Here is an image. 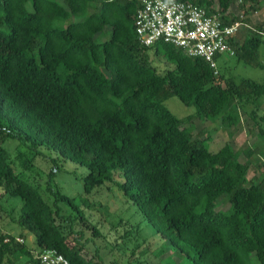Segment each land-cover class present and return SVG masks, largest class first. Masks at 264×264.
I'll list each match as a JSON object with an SVG mask.
<instances>
[{"label": "trees", "instance_id": "16d2710c", "mask_svg": "<svg viewBox=\"0 0 264 264\" xmlns=\"http://www.w3.org/2000/svg\"><path fill=\"white\" fill-rule=\"evenodd\" d=\"M175 1L216 8L225 25H251L234 7L244 16L264 8V0ZM138 7L139 0H0V198L21 200L16 223L34 236L37 254L56 250L70 264H94L82 254L75 218L61 213L60 203L80 213L73 199L48 186L50 205L14 170L31 168L44 149L86 167V195L106 182L118 188L159 236L160 256L168 249L189 264H264V173L248 179L238 151L224 144L210 152L207 139L163 105L175 96L195 109L185 121L235 127L241 106L264 97V83L216 77L167 43L140 45ZM262 44L264 21L232 44L233 57L264 70ZM150 50L174 67L156 73ZM7 142L17 144L12 159ZM222 196L226 212L216 210ZM22 259L39 264L0 233V264Z\"/></svg>", "mask_w": 264, "mask_h": 264}, {"label": "rangeland", "instance_id": "374dc122", "mask_svg": "<svg viewBox=\"0 0 264 264\" xmlns=\"http://www.w3.org/2000/svg\"><path fill=\"white\" fill-rule=\"evenodd\" d=\"M27 7L30 9L29 5ZM233 11L242 19H249L251 22L247 30L245 29L246 37L252 32V26L264 21L263 7L251 12L248 16L241 15L237 7H234ZM146 59L149 66L158 74H164L174 67L166 60L156 57L151 50L147 52ZM259 60L264 65V44L259 47ZM216 65V77L222 76L235 83L241 79L264 83L263 69L244 65L235 57L222 56L217 60ZM223 86H225L224 80ZM259 101L256 107L251 103L241 106L240 123L235 127L226 126L221 120L210 122L197 118L185 121L188 116L194 115L195 109L185 106L175 96L167 98L163 105L173 116L181 120L182 127L192 129L194 137L201 134L202 138H206L205 145L210 152H217L224 144H229L235 151H238L239 161L249 164L247 177L251 179L264 173V124L260 123L257 118L260 107H263L264 97ZM5 147L12 159L16 155L17 144L7 142ZM41 150L40 155L34 157L31 168L22 170L16 165L14 170L24 181L36 188L39 195L50 205L53 198L47 189L48 186L73 199L80 213L64 203H60L59 206L62 214L75 218L72 222L74 230L81 231L83 236L80 242L83 245L87 243L82 252L86 259H91L94 264H166L170 261L173 264H189L186 260H179L168 249L161 256L159 255L162 244L159 236L144 220L141 212L125 199L118 188L106 182L86 195L83 191V177L87 174L86 167L60 158L54 152ZM248 152L250 155H247ZM51 171L55 174L49 181L48 174ZM20 207L19 198H12L9 195L0 198V233L21 239L32 255L36 256L38 250L34 236L21 230L16 223ZM228 207L226 198L220 197L216 210L226 212ZM94 229L100 235H95ZM24 260L13 261L12 264H21ZM4 264L10 263L5 261ZM252 264H256L254 259Z\"/></svg>", "mask_w": 264, "mask_h": 264}, {"label": "built area", "instance_id": "2783aa9c", "mask_svg": "<svg viewBox=\"0 0 264 264\" xmlns=\"http://www.w3.org/2000/svg\"><path fill=\"white\" fill-rule=\"evenodd\" d=\"M240 25H225L216 8L209 10L175 0H139L134 19L140 45L170 44L187 57L202 59L214 75H217L216 62L220 57L234 56L232 44ZM35 257L39 264H70L56 250H46Z\"/></svg>", "mask_w": 264, "mask_h": 264}, {"label": "crops", "instance_id": "0c3cea01", "mask_svg": "<svg viewBox=\"0 0 264 264\" xmlns=\"http://www.w3.org/2000/svg\"><path fill=\"white\" fill-rule=\"evenodd\" d=\"M249 27L248 25H244V24H241L240 25V28L238 30V32L236 33L235 35V41L240 44L241 42L244 41V39L246 38V35H245V29ZM242 28V29H241ZM247 30V29H246ZM241 40V41H240ZM261 110L264 109V104H263V107H260Z\"/></svg>", "mask_w": 264, "mask_h": 264}]
</instances>
